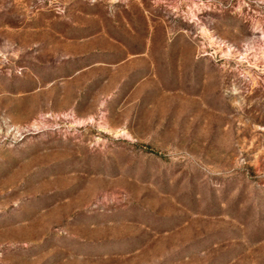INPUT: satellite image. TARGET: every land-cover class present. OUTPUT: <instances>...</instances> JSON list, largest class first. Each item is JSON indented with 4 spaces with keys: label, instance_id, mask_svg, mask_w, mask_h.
Listing matches in <instances>:
<instances>
[{
    "label": "rangeland",
    "instance_id": "374dc122",
    "mask_svg": "<svg viewBox=\"0 0 264 264\" xmlns=\"http://www.w3.org/2000/svg\"><path fill=\"white\" fill-rule=\"evenodd\" d=\"M0 264H264V0H0Z\"/></svg>",
    "mask_w": 264,
    "mask_h": 264
}]
</instances>
